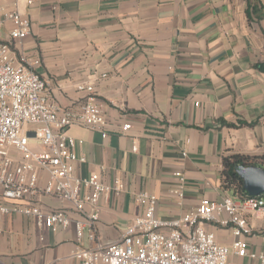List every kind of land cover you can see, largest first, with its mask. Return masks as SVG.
<instances>
[{
	"label": "crops",
	"instance_id": "0c3cea01",
	"mask_svg": "<svg viewBox=\"0 0 264 264\" xmlns=\"http://www.w3.org/2000/svg\"><path fill=\"white\" fill-rule=\"evenodd\" d=\"M13 1L0 4L7 11ZM19 7L30 23L19 48L40 60L36 71L49 98L78 111L88 92L76 85L90 81L105 114L106 137L77 125L67 129L77 159H84L74 163L75 175L97 172L105 183L123 185L99 199L98 241L117 240L142 214L135 200L141 191L156 196L162 219L202 200L239 195L223 185L222 160L264 154V71L256 67L264 62V0H19ZM9 27L3 24L4 39ZM124 123L130 128L122 133ZM180 177L181 200L174 193ZM38 203L64 209L71 223L52 230L32 217L5 216L0 264H84L72 256L93 244L86 232L76 238L73 222L84 213L51 195ZM246 217L252 232L241 238L249 251H264V211ZM204 226L221 244L235 238L229 228Z\"/></svg>",
	"mask_w": 264,
	"mask_h": 264
},
{
	"label": "built area",
	"instance_id": "2783aa9c",
	"mask_svg": "<svg viewBox=\"0 0 264 264\" xmlns=\"http://www.w3.org/2000/svg\"><path fill=\"white\" fill-rule=\"evenodd\" d=\"M5 22L10 24L6 39L2 37ZM29 27L19 0L7 11L0 4V233L1 221L9 214L32 217L37 225L52 230L68 227L71 219L64 209L47 211L39 205L40 196L51 195L84 213L83 221L73 222L76 238L80 240L86 232L93 244L78 246L72 253L84 264H237L231 256L264 264V251H249L241 238L252 232L246 214L264 211L263 195L202 200L177 218L162 219L156 214V196L141 191L135 200L142 214L130 221L117 240H97L94 227L99 199L109 190L119 193L123 185L117 179L109 185L97 172L76 176L74 163L84 159H77L75 139L67 129L77 125L106 137L105 114L92 95L90 81L76 85L88 92L78 111L61 108L49 98L47 81L36 71L40 60L19 48ZM129 128L130 123H124L122 133ZM183 190L180 177L174 190L179 200ZM205 224L229 228L234 240L230 245L219 243Z\"/></svg>",
	"mask_w": 264,
	"mask_h": 264
},
{
	"label": "trees",
	"instance_id": "16d2710c",
	"mask_svg": "<svg viewBox=\"0 0 264 264\" xmlns=\"http://www.w3.org/2000/svg\"><path fill=\"white\" fill-rule=\"evenodd\" d=\"M256 67L259 70L264 71V62L257 63ZM222 164L223 185L226 188L232 189L239 195H248L243 188L242 179L235 172V167L237 165H245L264 168V154L259 156L231 154L223 157Z\"/></svg>",
	"mask_w": 264,
	"mask_h": 264
},
{
	"label": "water",
	"instance_id": "95a60500",
	"mask_svg": "<svg viewBox=\"0 0 264 264\" xmlns=\"http://www.w3.org/2000/svg\"><path fill=\"white\" fill-rule=\"evenodd\" d=\"M235 172L242 179L243 188L250 196L264 195V168L237 165Z\"/></svg>",
	"mask_w": 264,
	"mask_h": 264
}]
</instances>
